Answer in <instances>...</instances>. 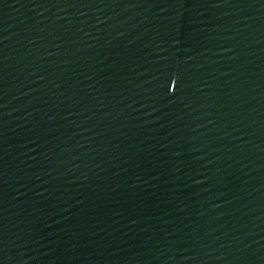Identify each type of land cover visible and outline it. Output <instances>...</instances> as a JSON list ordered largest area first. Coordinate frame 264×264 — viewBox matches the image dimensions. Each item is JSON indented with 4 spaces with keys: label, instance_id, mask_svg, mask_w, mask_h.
<instances>
[{
    "label": "water",
    "instance_id": "obj_1",
    "mask_svg": "<svg viewBox=\"0 0 264 264\" xmlns=\"http://www.w3.org/2000/svg\"><path fill=\"white\" fill-rule=\"evenodd\" d=\"M0 264H264V0H0Z\"/></svg>",
    "mask_w": 264,
    "mask_h": 264
}]
</instances>
